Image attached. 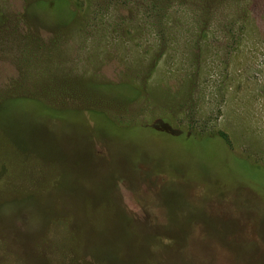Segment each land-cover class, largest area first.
<instances>
[{
  "label": "rangeland",
  "instance_id": "374dc122",
  "mask_svg": "<svg viewBox=\"0 0 264 264\" xmlns=\"http://www.w3.org/2000/svg\"><path fill=\"white\" fill-rule=\"evenodd\" d=\"M35 1L0 0V264H264V0Z\"/></svg>",
  "mask_w": 264,
  "mask_h": 264
},
{
  "label": "trees",
  "instance_id": "16d2710c",
  "mask_svg": "<svg viewBox=\"0 0 264 264\" xmlns=\"http://www.w3.org/2000/svg\"><path fill=\"white\" fill-rule=\"evenodd\" d=\"M37 1H44V0H37ZM37 1H35V2H37ZM33 4H34V3L30 4V5L27 7L28 12L31 13V14H32L31 6H32ZM52 5H53V7H55V9H60V7H59L56 3H55V4L52 3ZM64 19L66 20V18H64ZM126 88L129 89V87H127V86H126ZM129 90H130L131 93H133L131 89H129Z\"/></svg>",
  "mask_w": 264,
  "mask_h": 264
}]
</instances>
